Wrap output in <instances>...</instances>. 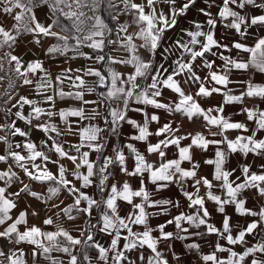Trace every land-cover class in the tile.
<instances>
[{
    "label": "crops",
    "instance_id": "crops-1",
    "mask_svg": "<svg viewBox=\"0 0 264 264\" xmlns=\"http://www.w3.org/2000/svg\"><path fill=\"white\" fill-rule=\"evenodd\" d=\"M0 264H264V0H0Z\"/></svg>",
    "mask_w": 264,
    "mask_h": 264
},
{
    "label": "rangeland",
    "instance_id": "rangeland-1",
    "mask_svg": "<svg viewBox=\"0 0 264 264\" xmlns=\"http://www.w3.org/2000/svg\"><path fill=\"white\" fill-rule=\"evenodd\" d=\"M42 3L43 0H40ZM65 12V10H64ZM55 13L57 14V23L64 28L63 20L62 22L59 21L60 16H59V10H55ZM106 20H109V17H105ZM87 20V18L85 19ZM67 26V31H68V43H69V48H74V46L79 45V43H82V40H80L75 34L71 35V33H75L73 28L70 27L69 24H66ZM77 28V31H79V26L74 25ZM101 26L103 30L107 32L105 34L102 44H101V58L99 62V67L100 65L105 62V65L109 63L108 61L111 60V62L116 64H133V65H138L141 61H143V56H141L139 53V48L142 45L143 46V39L140 38V36L143 33V25L139 24H123V23H107L103 20H101ZM25 27V25H24ZM88 27H91L89 23L83 24L82 29L86 31ZM132 29L134 35L127 34V31H130ZM89 42L92 43V40L88 38ZM87 41L85 40L84 43ZM71 45V46H70ZM85 45V44H84ZM86 47V45H85ZM71 54V52H69ZM104 65V69L107 70L106 66ZM143 65V63H142ZM143 69V68H142ZM138 71V70H137ZM136 71L131 72V81H136L138 80L139 83L143 80L141 77L138 78V76H134ZM140 74V71H139ZM129 75V74H128ZM127 78V72H120L117 71V80L123 81L124 79ZM124 90L125 87L123 86ZM119 91H123L122 88L119 89Z\"/></svg>",
    "mask_w": 264,
    "mask_h": 264
}]
</instances>
